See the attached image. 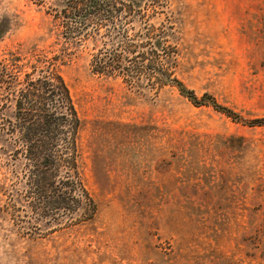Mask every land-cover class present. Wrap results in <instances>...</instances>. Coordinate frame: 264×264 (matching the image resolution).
<instances>
[{"label": "rangeland", "instance_id": "rangeland-1", "mask_svg": "<svg viewBox=\"0 0 264 264\" xmlns=\"http://www.w3.org/2000/svg\"><path fill=\"white\" fill-rule=\"evenodd\" d=\"M124 2L132 19L87 27L112 35L68 38L56 16L87 7L79 0H0V66L57 56L97 204L93 219L67 225L21 197V219L0 211V264H264V123L252 121L264 117V0ZM122 39L141 45L98 72L95 57Z\"/></svg>", "mask_w": 264, "mask_h": 264}, {"label": "trees", "instance_id": "trees-1", "mask_svg": "<svg viewBox=\"0 0 264 264\" xmlns=\"http://www.w3.org/2000/svg\"><path fill=\"white\" fill-rule=\"evenodd\" d=\"M79 1L87 7L62 9L59 12L62 16H56L61 18L57 19V26L68 38L70 35L89 36V31L93 30L100 34V24L92 30L87 28L94 19L114 23L122 14L129 20L135 15L131 2L127 3L130 7L127 10L116 6L117 0ZM120 1L125 6V0ZM144 15L141 13V17ZM72 19L75 23H71ZM143 21L146 23L145 19ZM148 29L150 31V26ZM110 35L112 33L100 34L101 37ZM114 36H124L123 31L118 30ZM123 40L118 47L95 57L93 65L98 72L109 74L121 69L122 59L141 45L134 40ZM57 59V56L37 55L31 69L25 70L19 58L10 56L0 66V170H6L0 179L1 196H6L0 211L11 219H21V212L27 210L17 203L24 196L30 198L28 205L34 214H42L51 207L60 222L66 219L67 225H73L93 219L97 204L84 179L83 119ZM155 72L162 74L166 82L177 85L195 103L210 102L228 115H234L209 95L198 100L180 81L159 69ZM252 121L264 123V117Z\"/></svg>", "mask_w": 264, "mask_h": 264}]
</instances>
